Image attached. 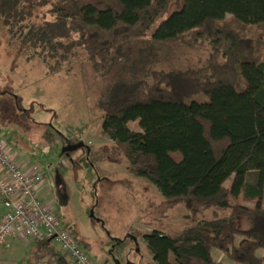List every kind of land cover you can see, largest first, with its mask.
<instances>
[{
	"label": "trees",
	"instance_id": "trees-1",
	"mask_svg": "<svg viewBox=\"0 0 264 264\" xmlns=\"http://www.w3.org/2000/svg\"><path fill=\"white\" fill-rule=\"evenodd\" d=\"M163 16L152 38L206 42L209 56L196 68L120 81L102 102V129L114 151L191 215L178 235H144L152 263L222 264L216 249L237 264H264V0H0V20L21 49H66L60 37L72 31L98 70L119 61L125 44L144 38ZM196 94L209 99L187 100ZM19 100L12 89L0 90V126L28 111ZM135 121L142 131L128 127ZM210 207L230 214L196 223ZM240 216L251 225L240 227Z\"/></svg>",
	"mask_w": 264,
	"mask_h": 264
},
{
	"label": "rangeland",
	"instance_id": "rangeland-1",
	"mask_svg": "<svg viewBox=\"0 0 264 264\" xmlns=\"http://www.w3.org/2000/svg\"><path fill=\"white\" fill-rule=\"evenodd\" d=\"M163 18L144 38L125 44L121 59L107 70L96 68L72 31L60 37L66 49H21L20 39L11 36L0 20V90L12 89L21 98L22 109H28L0 126V140L23 168L43 172L39 195L56 205V214L82 239L96 264H153L144 235L154 229L178 235L192 224L190 212L165 198L152 180L117 154L114 140L102 129V102L114 85L153 80L155 70L196 68L209 56L206 42L193 47L152 38ZM46 19L54 17L49 14ZM193 99L206 101L209 95L187 100ZM128 127L143 130L138 121ZM72 144L80 146L65 151ZM82 145L88 146L86 156ZM232 179L224 185L230 187ZM247 179L256 182L258 172H250ZM241 202L254 206L253 201ZM229 214L228 208L210 207L196 223ZM251 222L250 216L239 217L242 228ZM9 241L0 244V264H76L55 239L20 238L8 248ZM213 254L222 264H237L216 249Z\"/></svg>",
	"mask_w": 264,
	"mask_h": 264
},
{
	"label": "built area",
	"instance_id": "built-area-1",
	"mask_svg": "<svg viewBox=\"0 0 264 264\" xmlns=\"http://www.w3.org/2000/svg\"><path fill=\"white\" fill-rule=\"evenodd\" d=\"M43 178V172L23 168L0 140V244L13 234L36 241L55 239L76 264H96L56 214V205L39 195Z\"/></svg>",
	"mask_w": 264,
	"mask_h": 264
},
{
	"label": "crops",
	"instance_id": "crops-1",
	"mask_svg": "<svg viewBox=\"0 0 264 264\" xmlns=\"http://www.w3.org/2000/svg\"><path fill=\"white\" fill-rule=\"evenodd\" d=\"M2 211H4V208H2L1 209ZM74 231V230H73ZM75 232V231H74ZM76 233V232H75ZM20 238H22V237H20V236H18V235H16V234H13V235H10L8 238H7V240H12V241H9L10 243L7 245V247L8 248H10V247H12L13 245H15V242H17L16 240H19ZM80 239V238H79ZM6 240V241H7ZM82 239H80V243L82 244V241H81ZM48 241V240H47ZM38 242H41V241H38ZM90 244V243H89ZM83 245V244H82ZM83 247L85 248V250L87 251V249L88 248H86V246L85 245H83Z\"/></svg>",
	"mask_w": 264,
	"mask_h": 264
},
{
	"label": "water",
	"instance_id": "water-1",
	"mask_svg": "<svg viewBox=\"0 0 264 264\" xmlns=\"http://www.w3.org/2000/svg\"><path fill=\"white\" fill-rule=\"evenodd\" d=\"M78 146H80V144H72V145H69V146H67L65 148V151L76 149Z\"/></svg>",
	"mask_w": 264,
	"mask_h": 264
}]
</instances>
